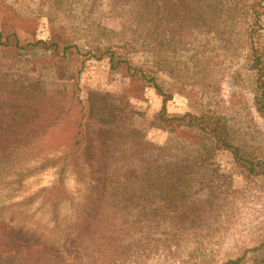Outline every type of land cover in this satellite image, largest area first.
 <instances>
[{
	"label": "rangeland",
	"instance_id": "1",
	"mask_svg": "<svg viewBox=\"0 0 264 264\" xmlns=\"http://www.w3.org/2000/svg\"><path fill=\"white\" fill-rule=\"evenodd\" d=\"M32 2L38 38L55 22L77 46L113 50L194 102L224 90L237 62L236 42L227 43L254 15L251 0ZM49 57L39 48L0 57V264H223L264 244V178L172 136L157 120L156 90L148 105L127 100L107 61L60 78ZM7 96L22 99L9 105ZM181 96L171 114L187 110ZM87 97L107 133L85 120Z\"/></svg>",
	"mask_w": 264,
	"mask_h": 264
},
{
	"label": "trees",
	"instance_id": "2",
	"mask_svg": "<svg viewBox=\"0 0 264 264\" xmlns=\"http://www.w3.org/2000/svg\"><path fill=\"white\" fill-rule=\"evenodd\" d=\"M251 1L250 8L254 14L252 26L245 34H235L227 43V47H230L228 45L236 42V67L233 72L228 68L224 90L208 92L207 102H194L184 86L169 88L160 83L153 73L135 67L113 50H84L55 22L50 24L47 39L38 38L41 13L32 0H0V57L7 56L8 50L12 48H39L50 53L48 63L60 78L73 74L82 76L89 61L105 60L110 66L108 80L115 85L118 81L123 85L119 91L127 100L148 105V91L156 90L164 102L157 120L172 136H178L208 160L221 159L225 154L227 157L224 162L233 164L239 175L264 178V0ZM20 31L28 37L24 42ZM258 32L263 33L259 43L256 40ZM2 89L10 92L11 85ZM179 95L189 99L188 108L183 114H171L166 106ZM204 96L201 95L202 98ZM21 99L14 97L17 102H21ZM91 99L87 97L84 102L85 120L96 122L97 130L105 134L108 132V121L100 113L97 119H93L95 105ZM7 101L9 105L17 103L9 96ZM213 104L216 108L212 107ZM79 124L78 137H87L86 123L82 120ZM176 193L173 191L172 197ZM237 257L226 259L223 264H242V261L264 264V244L249 248ZM8 263L15 264L12 260Z\"/></svg>",
	"mask_w": 264,
	"mask_h": 264
}]
</instances>
